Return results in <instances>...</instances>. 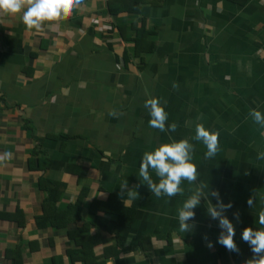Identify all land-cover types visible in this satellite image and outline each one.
I'll list each match as a JSON object with an SVG mask.
<instances>
[{
	"label": "crops",
	"instance_id": "0c3cea01",
	"mask_svg": "<svg viewBox=\"0 0 264 264\" xmlns=\"http://www.w3.org/2000/svg\"><path fill=\"white\" fill-rule=\"evenodd\" d=\"M109 1L81 0L39 32L22 23L23 10L0 12V264H85L69 255L81 228L91 243L99 241L86 258H102L124 239L106 264H251L240 234L261 227L264 209V128L250 115L264 112V0L144 5L142 15L156 32L145 64L116 29L136 18L112 17ZM127 34L134 32L128 28ZM152 98L168 113L166 127L177 125L174 132L149 126L144 105ZM198 123L219 132L213 158H205L206 147L193 139ZM183 138L195 146L199 181L232 202L229 219L239 213L233 220L238 253L216 243L220 229L203 198L196 228L179 230L177 210L194 184L182 180L184 191L169 198L140 182L143 154ZM41 179L66 186L58 203L63 212L89 190L82 220L69 211L68 223L40 226L48 197ZM111 196L127 206L138 202L129 227L90 212L93 201Z\"/></svg>",
	"mask_w": 264,
	"mask_h": 264
},
{
	"label": "clouds",
	"instance_id": "9594fccd",
	"mask_svg": "<svg viewBox=\"0 0 264 264\" xmlns=\"http://www.w3.org/2000/svg\"><path fill=\"white\" fill-rule=\"evenodd\" d=\"M80 2L81 0H0V12L16 14L23 10L22 23L27 29L39 32L47 22H53L62 15H69ZM144 107L149 111L150 127L157 128L161 132L176 130L175 123H169L166 127L168 113L158 98L145 101ZM250 115L255 124L264 128V112L253 109ZM193 139L202 142L206 147L205 158H213L217 154L219 132L198 123ZM194 147L193 143L183 138L162 143L153 151L145 152L139 165L140 182L146 184L156 197L163 195L169 198L184 191L181 187L182 180L194 184L195 188L191 195L177 210L179 230L186 233L196 228L195 209L201 204L203 198L209 201L206 209L208 217L217 221L220 229L216 243L230 252L238 253L239 248L233 239L235 236L233 220L239 219V213L233 212L232 219H229L226 213L233 207L232 202L225 203L218 190L210 189L208 183L205 186L199 181L197 166L192 161ZM4 156L10 157L11 153H5ZM260 158H264V152L260 154ZM151 173L155 174L157 181L154 182ZM213 198L215 203H212ZM247 204L251 207L253 201L249 199ZM257 222L261 227L259 229L244 227L240 239L247 243L253 254L251 264H264V209L259 212ZM204 239L206 246L211 248L212 241L208 240L207 236Z\"/></svg>",
	"mask_w": 264,
	"mask_h": 264
},
{
	"label": "trees",
	"instance_id": "16d2710c",
	"mask_svg": "<svg viewBox=\"0 0 264 264\" xmlns=\"http://www.w3.org/2000/svg\"><path fill=\"white\" fill-rule=\"evenodd\" d=\"M153 0H110L108 2V13L114 18L133 16L136 21L131 22L130 24H125L116 28L125 38L127 43H133V56L141 58L142 63L145 64V58L154 53L156 48V32L150 31L147 26L146 18L142 15V8L144 5H155L157 4V0L151 2ZM131 28L134 32L133 36L127 34V29ZM127 55V54H126ZM127 59V58H126ZM129 59L127 60V62ZM39 187L42 191L46 192L48 197L44 202V216L38 219V223L40 226L46 225L48 222L52 223L54 226H61V221L67 222V212L72 217L75 215L77 220H82V212L84 210L85 200L87 195L89 194V190H84L78 198V200L69 205L68 211L63 212L60 211L58 207L59 201L62 199V195L64 194L66 186L60 182H56L48 179H41ZM138 208V202H134L132 205H124L121 202L120 198L117 196H111L106 202H101L100 200L93 201L90 204L89 210L93 214H97L98 212L105 213L107 215H112L118 217V221L120 225L129 227L134 221L135 211ZM68 223V222H67ZM85 224L83 227H87ZM80 233V237L78 238L73 235V240L77 243V248L75 251L70 250L69 255L73 260H85L84 263H95V264H106L107 257L117 255L121 248L123 247V242L115 247H109L105 251V255L102 258H86L87 251L93 249L99 241H93L91 243V236L88 235L87 229L81 228L77 230V233ZM78 249V250H77ZM79 257V259H77ZM85 257V259H84ZM102 259V261H99Z\"/></svg>",
	"mask_w": 264,
	"mask_h": 264
}]
</instances>
